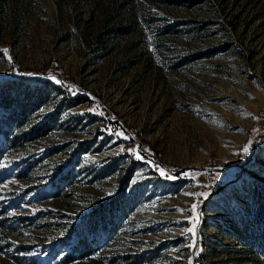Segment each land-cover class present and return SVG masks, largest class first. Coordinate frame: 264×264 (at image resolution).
<instances>
[{
  "label": "rangeland",
  "instance_id": "obj_1",
  "mask_svg": "<svg viewBox=\"0 0 264 264\" xmlns=\"http://www.w3.org/2000/svg\"><path fill=\"white\" fill-rule=\"evenodd\" d=\"M10 2L0 264H264V0H130L117 38L104 0Z\"/></svg>",
  "mask_w": 264,
  "mask_h": 264
},
{
  "label": "trees",
  "instance_id": "obj_2",
  "mask_svg": "<svg viewBox=\"0 0 264 264\" xmlns=\"http://www.w3.org/2000/svg\"><path fill=\"white\" fill-rule=\"evenodd\" d=\"M6 1L7 0H0V14L3 11V5L5 4ZM16 1L17 0H11L10 2V8L12 10H15ZM104 2H105V7L103 11H101V15H102L101 34H107L108 36H112V38L113 37L117 38L132 34L134 29H132L133 27L129 28V26H132V24L135 22V14L132 11L130 0H104ZM14 85H16V83ZM30 87H31L30 88L31 92L29 95L30 97H28V99L23 103L16 102V104L13 106V110L15 113L11 115L12 122H17L18 119L20 117H23V115H26L28 111L32 112L34 110H37L40 106L43 105L44 99L40 94L42 93V91H46L45 93H48L49 90L59 91V87L49 81L33 82ZM3 90L4 89L0 87V106H7L10 100L8 99V93ZM48 121L49 119H47V121L43 123H40L39 125H34L33 127H31V130L34 133L35 132L38 133L42 128L46 127L47 125H50ZM10 123H11L10 121H4V125H3L4 127L0 131V133L4 135V138L8 140V143H11L12 141L8 139L9 138L7 135L8 131L5 128V125ZM106 207L102 206V208L100 209L101 211L100 214L98 215V219H100L101 221L105 214V210H107L105 209ZM81 244L84 245V251L81 253L82 256L89 253L90 251L85 247L87 245L85 239H83ZM73 259H74V253L71 250L70 252H67L65 253V255H63L61 259V264H67Z\"/></svg>",
  "mask_w": 264,
  "mask_h": 264
},
{
  "label": "snow or ice",
  "instance_id": "obj_3",
  "mask_svg": "<svg viewBox=\"0 0 264 264\" xmlns=\"http://www.w3.org/2000/svg\"><path fill=\"white\" fill-rule=\"evenodd\" d=\"M6 51V50H5ZM29 75H31V74H29ZM50 79H54V77H49ZM57 83H59V81H57ZM244 151L245 152H247L248 151V149L247 148H245L244 149ZM138 158H140L139 156H138ZM161 175H164V172H163V170H161ZM189 231H192V229H189Z\"/></svg>",
  "mask_w": 264,
  "mask_h": 264
}]
</instances>
